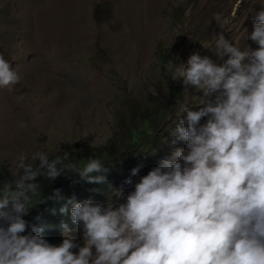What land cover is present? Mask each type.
<instances>
[{"label": "clouds", "instance_id": "clouds-1", "mask_svg": "<svg viewBox=\"0 0 264 264\" xmlns=\"http://www.w3.org/2000/svg\"><path fill=\"white\" fill-rule=\"evenodd\" d=\"M211 36L201 46L219 63L193 52L165 65L184 92L202 93L198 107L177 101L169 133L172 144L184 146L134 184L125 180L131 191L116 193L122 202L115 206L67 199L59 212L75 226L61 222L58 245L23 218L45 199L32 204L40 188L34 181L73 172L101 182L105 164L89 157L77 169L43 151L15 157L14 177L0 182V264H264V10L247 33L254 49L241 50L219 32ZM20 79L0 54V89L11 92ZM77 226L82 246L69 235Z\"/></svg>", "mask_w": 264, "mask_h": 264}, {"label": "rangeland", "instance_id": "rangeland-1", "mask_svg": "<svg viewBox=\"0 0 264 264\" xmlns=\"http://www.w3.org/2000/svg\"><path fill=\"white\" fill-rule=\"evenodd\" d=\"M261 10L264 0H0V54L21 77L11 92L0 89V181L14 177L20 153L43 151L49 160L93 148L107 149L114 160L144 154L125 142L119 154L114 145L128 137L129 126L141 128L139 115L158 113L147 164L128 166L90 198L122 202L116 193L131 191L125 180L134 184L184 146L172 144L169 133L179 104L198 107L202 98L171 80L166 62L183 63L196 52L219 63L201 46L218 32L241 50L256 48L247 33ZM134 167L137 176L130 174ZM69 235L82 246L78 226Z\"/></svg>", "mask_w": 264, "mask_h": 264}, {"label": "trees", "instance_id": "trees-1", "mask_svg": "<svg viewBox=\"0 0 264 264\" xmlns=\"http://www.w3.org/2000/svg\"><path fill=\"white\" fill-rule=\"evenodd\" d=\"M143 125L141 128H132L129 126V135L127 138H123L118 141L116 146L117 152L119 154H124L122 145L125 142L128 145L137 146L139 149L146 151V153L137 152L135 156L129 157L127 159L114 160L112 157L106 155L107 149H89V153H82L72 156V158L65 157L63 153L53 155L50 160L58 159L62 160L64 163H72L77 169H82L84 164L87 162V158L94 157L99 159L103 164H105L106 171L101 175L103 180L101 182H88L81 179L78 174L73 172H65L64 174L58 176L53 181H48L43 176H38L35 183L40 185L36 194L33 195L32 204L35 205L40 199L45 197L42 203L36 205V207L29 210L28 215L23 217L26 222L30 225L36 227H42L44 230L41 235L51 244L56 245L58 238H60V224L64 222L68 224L69 228H73L70 218L67 214H60L59 208L64 204V202L69 198H75L77 202H81L85 199H90L94 190L106 189L110 184L118 181L119 174H126L129 167L135 166V164H140L142 167L149 161L152 150L153 143L155 140L149 136V133L154 131V127L158 124L160 119L157 121L158 113H151L146 115H139ZM120 126L118 127V129ZM166 138V134L163 135V139ZM85 152V151H84ZM95 175V174H93ZM6 175L3 176V180L6 181ZM59 193V198H57L56 192ZM70 207V205H69ZM28 229L26 228V231Z\"/></svg>", "mask_w": 264, "mask_h": 264}]
</instances>
